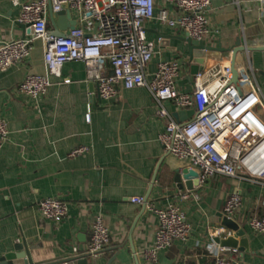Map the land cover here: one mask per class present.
<instances>
[{
    "label": "crops",
    "instance_id": "obj_1",
    "mask_svg": "<svg viewBox=\"0 0 264 264\" xmlns=\"http://www.w3.org/2000/svg\"><path fill=\"white\" fill-rule=\"evenodd\" d=\"M211 2L210 31L203 41L217 50L208 52L201 68L230 58L240 39L242 47L251 48L249 60L264 91V0ZM162 7L174 10L164 0H156V12ZM17 11L14 0H0V43L29 36L25 27L13 21ZM145 26L156 52L150 71L160 60H180L178 88L192 91L188 45L181 39L186 34L158 19L148 20ZM54 28L50 14L48 29ZM43 52V42L38 40L27 60L0 71V112L9 129L8 138L0 141V256L22 241L35 263L86 255L92 223L101 215L111 244L90 258L94 264L109 260L110 264H213L218 246L226 248L223 256L239 264H264V233L248 223L264 212L261 185L227 176L200 185L198 176H188L182 183L190 180L199 199L178 201L180 192L188 189H180L175 176L188 166L166 152L160 140L166 120L157 115L149 89L120 87L107 103L93 100L96 83L83 62L71 61L64 64L61 77L50 75L47 94L33 100L17 87L29 73L47 74ZM169 107L173 113L178 111L172 103ZM82 147L87 150L73 154ZM235 191L242 197L234 219L245 232V250L221 246L211 237L213 230L222 227L221 214L225 215L226 201ZM133 196H144L146 203L132 202ZM50 197L67 203L68 213L61 222L41 216L39 202ZM174 203L184 210L191 235L186 241L175 240L149 261L143 251L153 246L158 229L152 207L164 209Z\"/></svg>",
    "mask_w": 264,
    "mask_h": 264
},
{
    "label": "built area",
    "instance_id": "obj_2",
    "mask_svg": "<svg viewBox=\"0 0 264 264\" xmlns=\"http://www.w3.org/2000/svg\"><path fill=\"white\" fill-rule=\"evenodd\" d=\"M211 1L164 0L174 10L162 7L156 12V0H14L20 9L16 20L27 25L30 32L27 38L0 43V71L27 60L35 42L41 40L47 74L29 73L17 87L33 100L47 94L52 84L50 75L61 77L64 64L71 61L84 63L103 100L116 97L120 87L145 86L156 100L157 115L166 120L160 134L166 152L196 170L200 185L216 176H227L257 183L264 190V91L256 81L250 52H239L235 67L231 54L222 63L201 68L191 75L190 92L178 88L183 68L180 60H160L154 71L149 69L156 52L154 42L147 37L146 22L158 19L192 39L203 40L210 31ZM62 10H70L76 20L75 28L66 31L69 37L49 33V15ZM170 103L178 108L177 112L194 109L195 113L179 121ZM87 118L90 119L89 114ZM8 136V123L0 112V141ZM86 150L77 148L73 154ZM190 198L198 200L199 195L194 190L178 195V201ZM131 201L146 203L144 196H133ZM241 203V194L233 192L226 201L225 215L234 219ZM261 203L264 207V193ZM152 209L158 217V229L153 246L143 251L149 261H155L158 252L175 240L186 241L192 230L178 204ZM39 210L42 218L61 222L68 206L65 201L50 197L39 202ZM248 223L264 233V212L251 217ZM231 233L222 226L213 230L211 237L215 240ZM110 244V230L103 217L97 215L87 252L102 253ZM225 250L218 246L213 264H239L235 258L223 256Z\"/></svg>",
    "mask_w": 264,
    "mask_h": 264
},
{
    "label": "water",
    "instance_id": "obj_3",
    "mask_svg": "<svg viewBox=\"0 0 264 264\" xmlns=\"http://www.w3.org/2000/svg\"><path fill=\"white\" fill-rule=\"evenodd\" d=\"M20 11V9H19ZM17 11V12H19ZM16 12V13H17ZM55 28L49 30V33L56 37H69L67 34L68 28L74 29L76 26V20L73 18L72 13L70 10H62L58 13L51 14ZM54 18H57V22H55ZM13 21L16 25H20L22 27L27 28V25L19 23L16 19L13 18ZM29 33L30 30L27 29ZM185 41L188 45L189 57L187 61L191 62L190 73L193 75L197 73L201 66L205 63L206 57L209 51L217 50L212 46H208L204 44L203 40H195L188 36L181 38ZM241 40H237L236 47L232 51V64L235 65V59L239 52L242 51H251V48L248 45H244L242 47ZM235 67V66H234ZM235 72V70H234ZM236 80V76H234ZM91 92H94V85L91 84ZM93 100L100 99L101 102L107 103V100H103L99 97L98 93L92 94ZM195 113L194 109H190L187 111H179L175 112L174 116L177 120L183 121L188 116H192ZM188 176H198V172L194 169L185 168L182 172H178L175 176V181L180 189H188L193 190L195 187L190 180L185 181L182 183V178H186ZM222 222L221 225L227 228L232 233L224 238H215V241L218 242L221 246L231 247L234 249L240 248L241 250L247 249L248 243L246 239V235L244 230L241 228L240 224L233 218H229L227 215L221 214ZM245 247V248H244ZM98 254V253H97ZM97 254H86V255H77L71 258H66L62 260H54L51 262H43V263H35L31 257L30 249L26 241L17 242L13 249L6 252L5 254L0 256V264H94L90 260V258ZM112 260H109L107 264H110Z\"/></svg>",
    "mask_w": 264,
    "mask_h": 264
}]
</instances>
